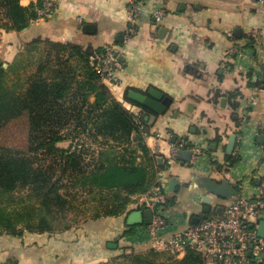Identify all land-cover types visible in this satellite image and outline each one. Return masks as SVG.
Segmentation results:
<instances>
[{"label":"crops","instance_id":"obj_1","mask_svg":"<svg viewBox=\"0 0 264 264\" xmlns=\"http://www.w3.org/2000/svg\"><path fill=\"white\" fill-rule=\"evenodd\" d=\"M38 2L20 0L33 8ZM131 4L140 9L136 17L129 14ZM0 39L8 72L27 47L42 49V60L46 40L90 50L109 48L116 54L119 81L105 83L126 108L143 115L145 142L156 159L163 157L162 163L157 160L162 166L158 184L150 191L160 185L177 221L162 229L161 237L195 224L193 218L204 210V191L197 180L203 175L225 178L238 197L264 198V0H57L52 15H35L19 31L0 28ZM66 65H75L76 79L84 78L81 65L72 59ZM150 87L171 98L163 114L142 112L123 98L128 88L147 93ZM232 133L237 137L228 154ZM181 140L182 149L199 148L190 161L177 155L170 159V145ZM172 179L177 182L171 189ZM144 195L134 200L135 210L145 209ZM235 198L213 196L206 216L222 213ZM126 218L89 219L57 233L2 235L0 264H88L151 247L152 238L143 235L147 223L128 225ZM262 218L264 207L257 219H249L256 232ZM129 226L134 227L131 234L126 233Z\"/></svg>","mask_w":264,"mask_h":264},{"label":"trees","instance_id":"obj_2","mask_svg":"<svg viewBox=\"0 0 264 264\" xmlns=\"http://www.w3.org/2000/svg\"><path fill=\"white\" fill-rule=\"evenodd\" d=\"M35 15L32 5L0 0L2 29L22 30ZM46 46L43 59L14 89L7 86L8 69L0 57V236L71 229L70 223L58 224L73 208L72 189L88 198L82 203L92 204L89 220L127 216L137 208L132 207L136 197L158 184L162 166L145 142L143 115L137 118L113 97L90 64L106 48L52 40ZM69 59L81 65L84 78H75V65H66ZM129 90L124 100L151 112L130 99ZM36 154L47 163L35 164ZM171 204L166 199L155 210L168 212ZM113 257L117 264H206L202 252L189 247L181 257L153 247Z\"/></svg>","mask_w":264,"mask_h":264},{"label":"built area","instance_id":"obj_3","mask_svg":"<svg viewBox=\"0 0 264 264\" xmlns=\"http://www.w3.org/2000/svg\"><path fill=\"white\" fill-rule=\"evenodd\" d=\"M57 7V0H39L34 10L39 19L52 15ZM131 17L140 14L138 5L131 4L128 8ZM160 15L154 12V16ZM92 65L99 78L104 83L116 84L117 76L121 69L120 61L116 54L109 48L91 58ZM254 102L253 98L248 100ZM137 118L141 113L133 107L127 108ZM185 141L181 140L170 145V159H174ZM193 154L199 152V148L191 146ZM166 197L160 185L143 196L141 205L145 209H151L152 218L146 225L144 237L152 238L151 247L157 250H167L178 256L184 253L186 248H192L202 252L206 261L214 264H243L250 260L261 262L264 260V237L257 234L249 224V219H257L264 207V198L251 199L239 196L230 201L223 212L216 215L205 216L197 223L174 231L169 237L163 238L158 233L174 221V214L160 209L155 210V205L165 202ZM250 252V255H248Z\"/></svg>","mask_w":264,"mask_h":264},{"label":"water","instance_id":"obj_4","mask_svg":"<svg viewBox=\"0 0 264 264\" xmlns=\"http://www.w3.org/2000/svg\"><path fill=\"white\" fill-rule=\"evenodd\" d=\"M6 63H3V66L6 67ZM128 96L130 99L144 105L149 110L154 112L157 115L163 114L168 105L171 103V98L168 96H164V94L156 89L155 87H150L145 93L141 90L130 89L128 91ZM237 135L235 133L230 134L228 144H227V153L231 154ZM193 150L191 148L188 149H179L177 152L178 158L186 161H190L191 157L193 156ZM157 160L159 163L163 162V157L158 156ZM199 181V186L203 189L204 195L202 198V202L204 203V210L203 212L193 218V222L197 223L200 219L206 216L210 209V204L212 202V198L219 197L224 199H230L232 197H238V191L233 187L225 178L220 180H216L211 178L209 175H203L197 179ZM176 179H172L170 182V188L172 189L174 184L176 183ZM152 218V211L151 209H136L132 210L126 218V223L128 225H135L140 224L142 222L149 223ZM257 234L261 237H264V218L259 220ZM114 246V244L112 245ZM250 255V252H248ZM248 264V263H243ZM256 264V263H251Z\"/></svg>","mask_w":264,"mask_h":264},{"label":"rangeland","instance_id":"obj_5","mask_svg":"<svg viewBox=\"0 0 264 264\" xmlns=\"http://www.w3.org/2000/svg\"><path fill=\"white\" fill-rule=\"evenodd\" d=\"M3 43L1 42L0 39V50L2 51V45ZM43 54L42 49H37V48H30L27 47L24 51L23 54L18 58L19 60L14 61L13 67L10 69L8 72V78H7V86L10 89L18 88L22 81H24L25 77L37 66L38 62L40 61V56ZM3 60L4 58L1 57ZM28 67L29 69L32 68V70H29L28 73H25L24 70L20 68ZM25 73V74H24ZM67 143H63V145H66ZM86 158V157H85ZM33 159L35 160V164H40V163H47V160H45L44 156L42 154H36ZM71 193V192H70ZM72 193H75V199L73 201V208H69L68 212L66 213V216H60V222L58 225H63L64 222L70 223L72 228L81 225L82 223L85 222L86 218L90 215V211L92 209L90 208L92 204H87L82 203L83 201H87V199L81 195H79L78 191H74L72 189ZM113 257V256H112ZM109 258L106 260L108 263L107 264H117L115 260H112L113 258Z\"/></svg>","mask_w":264,"mask_h":264}]
</instances>
